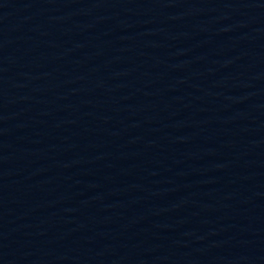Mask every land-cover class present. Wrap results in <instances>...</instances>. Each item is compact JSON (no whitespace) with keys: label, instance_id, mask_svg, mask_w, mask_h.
<instances>
[{"label":"water","instance_id":"obj_1","mask_svg":"<svg viewBox=\"0 0 264 264\" xmlns=\"http://www.w3.org/2000/svg\"><path fill=\"white\" fill-rule=\"evenodd\" d=\"M0 264H264V0H0Z\"/></svg>","mask_w":264,"mask_h":264}]
</instances>
